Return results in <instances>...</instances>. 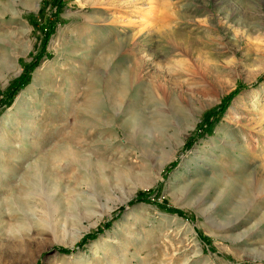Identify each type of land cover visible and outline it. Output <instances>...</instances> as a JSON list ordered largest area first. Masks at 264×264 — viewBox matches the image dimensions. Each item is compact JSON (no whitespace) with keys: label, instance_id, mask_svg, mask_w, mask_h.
<instances>
[{"label":"rangeland","instance_id":"374dc122","mask_svg":"<svg viewBox=\"0 0 264 264\" xmlns=\"http://www.w3.org/2000/svg\"><path fill=\"white\" fill-rule=\"evenodd\" d=\"M0 264H264V0H0Z\"/></svg>","mask_w":264,"mask_h":264},{"label":"bare ground","instance_id":"6f19581e","mask_svg":"<svg viewBox=\"0 0 264 264\" xmlns=\"http://www.w3.org/2000/svg\"><path fill=\"white\" fill-rule=\"evenodd\" d=\"M119 10H121V9H119ZM222 12L224 13V11L221 10V13ZM177 34H180V33H177ZM192 40L195 41V43L197 42V40L195 38H192ZM173 43H174V45H176V42H173ZM62 149H63V152L66 153V154L70 153L71 156L74 154V150H72V148H69V147H65L64 148V147H62ZM74 156L75 155H73V157ZM30 166L32 167V170H31V173L30 174H31L32 177H35L34 180H33V182L36 183L37 182V179L41 177L42 173H45L44 165L43 164H40V165L30 164ZM32 193H33V191H32Z\"/></svg>","mask_w":264,"mask_h":264},{"label":"trees","instance_id":"16d2710c","mask_svg":"<svg viewBox=\"0 0 264 264\" xmlns=\"http://www.w3.org/2000/svg\"><path fill=\"white\" fill-rule=\"evenodd\" d=\"M25 78H26V73H25L24 75H21L17 80H15V81L13 82L12 88H15V89H16L17 86H22V85H24ZM225 103H226V102H225ZM225 103H223V104L219 107L218 110H219L220 112H222V111L225 109ZM211 115H212V114H210V115H208V116L206 117V119H205V124H207V122L209 123V119H210ZM138 199L145 200L144 197H141V198H138ZM170 211H174V210H171V209H170ZM176 212H177L178 214H181V212L178 211V210H176Z\"/></svg>","mask_w":264,"mask_h":264}]
</instances>
